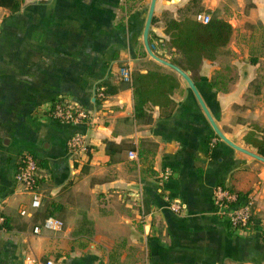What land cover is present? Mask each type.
<instances>
[{"label": "crops", "instance_id": "obj_1", "mask_svg": "<svg viewBox=\"0 0 264 264\" xmlns=\"http://www.w3.org/2000/svg\"><path fill=\"white\" fill-rule=\"evenodd\" d=\"M150 1L0 6V213L8 218L0 228V264H264V161L218 136L184 78L147 53L142 31ZM201 12L223 17L233 31L213 59L196 62L170 45L165 26ZM152 17V50L188 71L227 137L257 152L248 137H260L264 126V0H156ZM124 68L175 76L178 86L161 98L174 101L172 113L161 115L148 100L149 116L137 119ZM104 78L120 86L98 99ZM61 95L88 108L91 118H52ZM75 132L89 145L77 156L67 148ZM25 152L37 161L39 207L15 178ZM243 167L254 177L247 191L253 216L233 229L215 213L212 190L228 187ZM137 190L143 219L131 196ZM168 199L182 201V212H173ZM48 215L63 226H41Z\"/></svg>", "mask_w": 264, "mask_h": 264}, {"label": "trees", "instance_id": "obj_2", "mask_svg": "<svg viewBox=\"0 0 264 264\" xmlns=\"http://www.w3.org/2000/svg\"><path fill=\"white\" fill-rule=\"evenodd\" d=\"M21 1L0 0V6L15 11L19 9ZM232 31L231 23L217 15H212L207 22H201L190 16L182 19L170 18L165 26V32L169 34L170 45L186 53L189 60L196 62L202 58L213 59L218 48L229 42ZM172 61L176 63L175 60ZM119 86V83L109 78L100 80L96 85L102 89L105 96L115 93ZM131 86L134 94V115L137 119H145L149 116L145 108L148 100L159 104L161 115L168 116L172 113L175 106L174 101L166 96L167 101L164 103L161 99L164 90L172 91L174 86H178V81L172 74L160 72L157 69H148L146 72L137 71L133 74ZM260 130V137L253 136L248 139L257 152L264 156V126ZM253 180L254 177H251L249 171L243 167L231 175L228 188L235 192L241 201L248 195L247 191ZM2 215L4 218L0 222V228L8 227L7 216L3 213Z\"/></svg>", "mask_w": 264, "mask_h": 264}, {"label": "built area", "instance_id": "obj_3", "mask_svg": "<svg viewBox=\"0 0 264 264\" xmlns=\"http://www.w3.org/2000/svg\"><path fill=\"white\" fill-rule=\"evenodd\" d=\"M208 13H197L196 19L201 22H207L210 19ZM123 77L131 82L133 73L129 68H124ZM96 96L103 99L104 95L100 87H96ZM49 115L61 122L77 123L81 121L89 120L92 116V112L85 106L72 101L64 95L59 96L52 102ZM68 151L77 156L81 152H85L89 149L87 136L81 132L73 133L67 140ZM129 155L134 156V150L129 151ZM169 174V170H164L159 177V181L162 182L164 178ZM16 180L23 185V187L31 193L30 204L33 207H39L41 204L42 194L38 189V165L36 158L31 152H25L17 166L15 172ZM131 196L135 203L140 208L141 219L145 216V210L143 205V195L141 190L132 191ZM212 199L215 206V213L227 218L231 228L242 229L252 221L253 216V197L248 194L244 199L239 201L238 195L230 190L224 184H217L212 190ZM168 207L175 213H180L184 209V204L178 199H168ZM4 216L0 213V222L3 221ZM41 226L49 229H59L63 226V221L54 215H48L43 218ZM34 231L38 232L40 225L33 227ZM46 264H53L52 260H47Z\"/></svg>", "mask_w": 264, "mask_h": 264}, {"label": "water", "instance_id": "obj_4", "mask_svg": "<svg viewBox=\"0 0 264 264\" xmlns=\"http://www.w3.org/2000/svg\"><path fill=\"white\" fill-rule=\"evenodd\" d=\"M155 1L156 0H151L150 4H149V8H148V12H147V16L144 22V26H143V31H142V37H143V43L145 46V49L147 51V53L152 56L154 59L160 61L161 63H164L172 68H174L183 78L184 80L187 82L189 88L192 90L194 96L196 97V99L198 100L202 110L204 111L205 115L207 116L210 124L212 125L213 129L215 130L216 134L218 136H220L224 141H226L228 144H230L231 146H233L234 148L241 150L255 158H258L260 160L264 161V156L253 151L250 150L248 148H245L237 143H235L232 139H230L229 137H227L222 131L221 129L218 127V125L216 124L211 112L209 111L208 107L206 106L194 80L191 78V76L189 75L188 71L182 69L180 66H178L177 64L164 59L162 57H160L159 55H157L153 50L152 47L150 45L149 42V28H150V24L152 22V16H153V12H154V5H155Z\"/></svg>", "mask_w": 264, "mask_h": 264}]
</instances>
